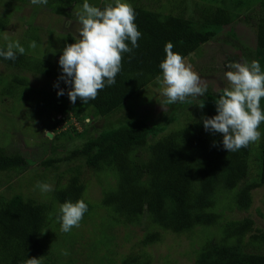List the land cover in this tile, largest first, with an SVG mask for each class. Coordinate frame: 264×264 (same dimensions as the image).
<instances>
[{"label":"trees","instance_id":"16d2710c","mask_svg":"<svg viewBox=\"0 0 264 264\" xmlns=\"http://www.w3.org/2000/svg\"><path fill=\"white\" fill-rule=\"evenodd\" d=\"M7 1L31 4L30 0ZM136 1L125 0L135 10L141 37L138 47L123 54L115 84L106 86L88 103L78 99V107L62 101L67 92L60 96L58 90L50 93L54 115H62L52 128L67 121L70 115L80 125L91 126L96 117L108 119L126 108L128 99L161 75L159 64L165 58L167 42L173 44L174 53L185 58L200 45L216 39L221 30L229 31L227 34L236 39L232 24L239 20L254 25L256 48L264 49V2L174 0L173 7L163 13ZM75 3L82 5L84 1L48 0L46 5L34 6H44L62 15L65 6L71 8ZM108 3L114 0H102L96 7L103 8ZM6 18L0 16L2 30ZM6 49L0 44V50ZM244 52L243 58L253 61L254 53ZM0 63L44 76L62 75L52 63L18 52L14 61L0 57ZM25 84L26 79L18 76L10 81L0 80V93L24 91ZM222 90H207L200 99L203 108L189 98L184 103L168 105L166 110L160 105L154 113L149 108L143 115L131 114L125 123L109 122V126L103 125L98 134L87 136L64 156L43 159L40 165L51 170L48 180L55 181L48 201L38 202L19 193L0 194V264H24L32 257L39 258L41 264H74L75 254L84 255L83 264H150L149 256L142 250L120 255L117 261L109 256L118 254L114 250L113 231L120 225L144 227L142 237L135 243L140 249L158 242L160 231L183 234L197 230L201 238L192 264H264V231L250 217L229 219L224 213L234 209L247 211L252 205L253 190L264 187V122L258 129L261 138L256 147L251 143L227 153L222 147V135L205 131L202 123L203 117L216 115L215 100ZM261 107L264 110V98ZM74 133L81 138L86 136L85 130ZM66 135L67 131H62L54 139H64ZM253 159L257 163L256 178L248 181ZM62 162L76 163L62 172L69 174L63 182L62 173L57 172ZM25 164L22 155L6 154L0 147V173H4L2 179L8 187ZM82 168L95 173L104 184L98 202L85 199L86 186L80 179ZM77 200L88 206L79 226L90 225L86 246L81 244L80 251L73 247L83 234L77 227L62 232L57 220L60 205ZM65 251L69 253L66 257ZM98 251L101 254L97 255Z\"/></svg>","mask_w":264,"mask_h":264},{"label":"rangeland","instance_id":"374dc122","mask_svg":"<svg viewBox=\"0 0 264 264\" xmlns=\"http://www.w3.org/2000/svg\"><path fill=\"white\" fill-rule=\"evenodd\" d=\"M83 1L96 6L102 0ZM260 2H264V0H255L254 4ZM136 3L146 4L151 9H158L165 13L164 10L173 7L174 0H138ZM15 4L9 3L7 0H0V16L7 17L3 30L0 29L1 46L7 47L9 42L18 41L25 49L24 54L35 60L48 61L54 65L56 71H62L58 60L63 48L78 39L80 25L76 14L81 11L83 3L82 5L75 3L71 8L65 6L62 15H58L53 9L44 6L35 7L33 4ZM232 26L236 39L227 34L229 31L221 30L217 33L216 39H211L200 45L184 58L186 63L192 65L193 70L199 75L201 82L207 86L209 91H217L229 86L224 76V73L230 70L227 65L232 62L245 61L243 58L245 50H248L249 55L254 53L255 58L253 60L259 61L261 70L264 71V49L256 48L254 25H247L236 20ZM28 29L29 32H25ZM229 39L232 42H225ZM33 41L36 44L34 48L30 47ZM238 44L241 46H238ZM54 73L56 72L54 71ZM13 76L26 79V86L24 85L26 90L12 91L11 95L0 93V147L6 154L16 153L22 155L26 160V164L24 168L19 169L17 176L12 179L11 184H9L10 187L2 179L4 173H0V194L10 196L19 193L38 202L48 201L51 195V191H41L37 187L38 182H46L52 184L53 188L55 187V181L48 180L51 170L46 171L45 167L40 165L43 159L64 156L68 150L85 141L87 136L98 134L104 128L103 125L110 124L109 122L113 123L112 125L125 123L131 114L143 115L145 114L144 111L149 108L151 109L149 111L154 113L155 110H160L162 100L160 95L161 86L155 78L126 101V108H122L119 112L113 114L111 118L100 119L96 117L92 120L91 126H82L69 114L70 118L67 121H64L57 128H52L55 120L62 119V115H54L50 103L53 95H50V93L58 90L54 87V84L58 83L59 89H63L65 92L70 90V86L55 76H44L40 73L13 69L0 63V80L10 81ZM198 99L200 100L202 97H198ZM62 101L78 107V99L75 104L69 101L68 96L63 98ZM87 122L86 119L85 123ZM71 127L77 132L85 130L86 136L84 138L76 136L75 131L70 130ZM62 131H67L68 135L64 139L61 137L54 139V136ZM254 146H257L256 142ZM53 147L55 149L52 154L51 149ZM254 159L250 163L248 181L256 178L257 163ZM74 164L76 163L62 162L58 165L57 172L62 173ZM62 175V182L69 177L68 173H62ZM80 179L86 186L85 199L89 202H98L104 184L99 182L96 174L87 168L81 169ZM252 196V205L247 211L234 209L224 213L227 214L229 219L250 217L255 221L256 226L264 231V218L259 213L262 212V215H264V187L254 189ZM98 211L101 210L98 209ZM95 219L98 220V216ZM89 228L90 225L77 227L83 234V238L74 244V250L80 251L81 244L86 246L85 244L90 235ZM113 232L115 235L113 239L114 250L118 254L116 256L108 254L109 256L117 261L120 255L134 254L142 250L149 256L150 264H192L198 246L197 243L201 238L198 236L197 230L183 234L160 231L161 238L158 242L140 249L139 245L136 244L144 232L142 225L140 227H123L120 225ZM199 234L202 233L199 232ZM99 254H101V251L97 252V255ZM76 255L77 258L74 264H83L84 255Z\"/></svg>","mask_w":264,"mask_h":264},{"label":"clouds","instance_id":"9594fccd","mask_svg":"<svg viewBox=\"0 0 264 264\" xmlns=\"http://www.w3.org/2000/svg\"><path fill=\"white\" fill-rule=\"evenodd\" d=\"M33 5H46L48 0H30ZM80 25L78 39L67 44L59 57L58 64L62 75L58 78L70 85L67 96L75 104L95 100L99 91L115 84L116 76L122 68L124 53H131L138 47L141 32L135 23V10L125 0H114L103 8L84 2L77 14ZM128 42L131 43L129 47ZM30 47H36L33 41ZM173 44L167 42L164 47L165 58L160 62L161 75L157 82L161 86L160 105L166 110L168 105L184 103L189 98L200 108L204 102L198 97L204 96L207 86L200 80L192 65L172 51ZM17 52L25 53L18 41L9 42L6 50H0V57L15 60ZM224 73L228 87L224 88L215 100L216 115L203 117L205 131L222 135V147L226 152H236L249 144L258 142V131L264 122V110L261 99L264 98V71L259 61L232 62ZM57 95H64L59 84ZM37 187L43 192L53 191V185L38 182ZM88 206L83 200L65 201L60 205L57 220L61 231L68 233L79 227ZM69 253L65 251L63 255ZM24 264H41L37 257L28 258Z\"/></svg>","mask_w":264,"mask_h":264}]
</instances>
